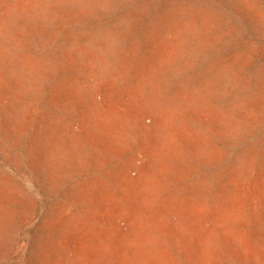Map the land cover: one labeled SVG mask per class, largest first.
Wrapping results in <instances>:
<instances>
[{"label": "rangeland", "instance_id": "374dc122", "mask_svg": "<svg viewBox=\"0 0 264 264\" xmlns=\"http://www.w3.org/2000/svg\"><path fill=\"white\" fill-rule=\"evenodd\" d=\"M0 264H264V0H0Z\"/></svg>", "mask_w": 264, "mask_h": 264}]
</instances>
